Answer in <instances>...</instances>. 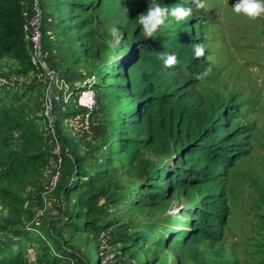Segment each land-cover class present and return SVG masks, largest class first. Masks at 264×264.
I'll list each match as a JSON object with an SVG mask.
<instances>
[{
	"label": "rangeland",
	"instance_id": "obj_1",
	"mask_svg": "<svg viewBox=\"0 0 264 264\" xmlns=\"http://www.w3.org/2000/svg\"><path fill=\"white\" fill-rule=\"evenodd\" d=\"M33 1L7 0L5 14L14 13L23 25ZM149 2L39 0L43 65L32 55L25 26L22 53L30 54L34 66L18 73L19 61V68L0 74V85L35 88L31 96L0 100V252L22 242L28 264H48L47 249L59 256L68 253V264H264V16L250 20L235 14L231 7L236 0H205L203 13L193 11L180 22L169 17L168 31L163 32L176 44H170L172 53L185 52L196 64L188 72L185 89L204 100L221 101L229 124L240 135L234 163L211 187L216 197L223 193L226 198V208L218 204L216 215L220 225L215 231L222 237L207 238L194 235L201 223L194 212L205 208L201 200L210 190L187 194L166 189L164 170L170 158L142 143L143 135L134 131L128 113L134 100L112 74L119 60L134 54V49L128 52L123 46L125 30L141 27L137 18ZM157 2L169 8L191 7L192 0ZM197 43L205 46L199 59L194 55ZM151 51L150 56L163 63L159 52ZM209 65L212 75L197 81L195 74ZM56 77L73 88L90 80L98 104L91 117L93 128H85L83 112L65 116L60 135L54 124L55 143L62 147V179L50 190L58 156L50 151L51 140L40 134L36 122L40 114L45 116L46 97L60 91ZM72 109H79L74 98L56 103L52 123ZM185 114L191 122L201 120L199 112ZM17 118L30 121L32 130L10 129ZM39 152L42 159L29 168L11 163L17 155ZM75 156L84 160L82 179L74 170ZM72 181L83 182V204L77 201L78 193L64 189ZM23 231L45 235L47 242L28 240ZM51 234L56 236L50 238ZM180 234L188 239L181 240Z\"/></svg>",
	"mask_w": 264,
	"mask_h": 264
},
{
	"label": "trees",
	"instance_id": "obj_2",
	"mask_svg": "<svg viewBox=\"0 0 264 264\" xmlns=\"http://www.w3.org/2000/svg\"><path fill=\"white\" fill-rule=\"evenodd\" d=\"M189 5L195 12L203 13L204 11L197 10L192 2ZM8 6L7 0H0V59L6 56L15 57L22 65V69L17 72L23 73L34 66L30 54L22 53L23 50L25 51L27 20L22 25L14 13L10 15L13 17H9L5 14L9 9ZM167 27L166 22L152 39L144 37L141 27L132 31L126 29L127 35L124 37L123 46L128 49V52L134 49V54L119 60L117 65H114L112 74L123 81L120 84L121 89L134 100V106L128 113L134 131L143 135L142 143L154 153L170 158L169 166L164 170L166 189H179L187 194L201 189H209L211 192V187L220 181L219 176L234 163L235 154L239 150L237 146L240 135L229 124L226 107L221 101L204 100L194 92H188L185 89L188 84L186 79L189 77L188 72L196 64L187 59L185 52L172 53L171 46L176 44H173L175 42L170 36L163 33L168 31ZM6 41L10 43L6 45ZM154 48L159 52L158 58L164 54H175L179 61L177 66L166 69L164 63L159 64L158 59L150 56ZM186 110L190 113L191 111L199 112L201 120L197 123L191 122L185 114ZM82 112L84 114L83 109L79 108L61 113L62 115L58 116L55 122L57 133L60 135L65 116L67 118ZM93 127L91 125V128ZM10 129L26 133L32 130V123L25 121L24 118H17L10 123ZM41 154L43 153L17 155L12 158L11 163L29 168L42 159ZM73 162L77 178L82 179L81 175L86 172L84 160L75 156ZM74 183L75 181L67 182L64 189L78 193L77 201L83 204L80 195L83 182L77 181L73 186ZM213 195L216 197L214 193L208 192L201 200L205 208L199 207L194 212L201 219L200 225L196 226L195 236L222 237L221 232L215 231L220 225L216 215L218 208L221 207L218 204L222 203V207L226 206V198L221 193L215 200ZM22 234L28 240L40 244L47 242L45 235L41 237L38 233L31 231H23ZM54 236L56 235L51 234L50 238ZM179 236L183 241L185 238L188 239L186 235ZM46 247L44 244L41 245L43 250H46ZM47 250L45 255L50 256L46 259L48 264H68V257L65 258L67 256L65 254L68 253L62 252L59 256ZM24 256L21 242L15 249L13 247L1 249L0 264H28Z\"/></svg>",
	"mask_w": 264,
	"mask_h": 264
},
{
	"label": "built area",
	"instance_id": "obj_3",
	"mask_svg": "<svg viewBox=\"0 0 264 264\" xmlns=\"http://www.w3.org/2000/svg\"><path fill=\"white\" fill-rule=\"evenodd\" d=\"M27 29L28 36L31 45L32 55L37 58L43 65V30H42V8L39 5V0H34L31 3V10L27 14ZM50 73V72H49ZM51 77H54L51 74ZM55 79V85L60 89L59 93L55 97L47 96L44 101L45 117L52 123L53 110L56 103L69 102L72 98L75 99L77 106L84 111V125L85 128H89L92 125L91 117L93 111L98 104V94L96 87L90 80L83 81L79 87L73 88L68 85L64 79ZM57 80V82H56ZM75 91V92H74ZM92 122V123H90ZM61 145L56 141L54 146V153L58 156V162L50 175L48 188L54 190L58 188L62 179V155ZM103 234V233H102ZM104 242H107V237L104 236ZM105 246H102L104 248ZM74 264V263H73Z\"/></svg>",
	"mask_w": 264,
	"mask_h": 264
},
{
	"label": "clouds",
	"instance_id": "obj_4",
	"mask_svg": "<svg viewBox=\"0 0 264 264\" xmlns=\"http://www.w3.org/2000/svg\"><path fill=\"white\" fill-rule=\"evenodd\" d=\"M197 10L205 8V0H192ZM232 12L237 15H243L250 20H256L264 16V0H236L231 7ZM193 13L192 7H184L178 5L174 7L162 6L157 0H150L146 12L140 14L137 22L141 26L142 33L147 39L155 37L156 33L165 25L169 17L176 22L184 21ZM194 55L199 59L205 55V46L202 43H197L194 47ZM164 67L166 69L174 68L179 63L178 57L175 54H164L161 56ZM213 69L209 65L202 72L195 74L197 81H205L212 75Z\"/></svg>",
	"mask_w": 264,
	"mask_h": 264
},
{
	"label": "crops",
	"instance_id": "obj_5",
	"mask_svg": "<svg viewBox=\"0 0 264 264\" xmlns=\"http://www.w3.org/2000/svg\"><path fill=\"white\" fill-rule=\"evenodd\" d=\"M20 66V62L19 60H15V59H11V58H4L0 60V74H4L8 71H10L11 69H16L19 68ZM3 84V83H1ZM34 85H12L10 86V84L8 83V85H0V100L2 99L3 96H13L14 98L17 96L24 95V96H31V94L34 91ZM13 94V95H11ZM2 102V101H1ZM0 102V105L2 104ZM42 110H43V101H42ZM1 107V106H0ZM56 109V108H55ZM40 119L37 120L36 124L38 128H40V134H42L44 136V134H47V136L50 138L51 140V150L53 155L56 156V154L54 153V146H55V129H54V124H55V119L54 118V122L50 123L49 119L46 118L44 115L40 114ZM69 118V117H68ZM66 120V118H65ZM18 134V132H17ZM53 157V156H52ZM57 162V161H56Z\"/></svg>",
	"mask_w": 264,
	"mask_h": 264
}]
</instances>
